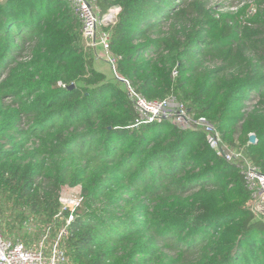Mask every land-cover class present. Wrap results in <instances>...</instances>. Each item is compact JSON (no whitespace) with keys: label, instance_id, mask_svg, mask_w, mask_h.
Masks as SVG:
<instances>
[{"label":"trees","instance_id":"trees-1","mask_svg":"<svg viewBox=\"0 0 264 264\" xmlns=\"http://www.w3.org/2000/svg\"><path fill=\"white\" fill-rule=\"evenodd\" d=\"M255 1L237 13L211 0L99 4L121 8L111 47L138 91L175 95L264 173V0ZM137 116L94 66L67 0H0V192L15 209L53 220L62 188L81 185L72 264H264V215L240 168L202 131L133 126Z\"/></svg>","mask_w":264,"mask_h":264},{"label":"built area","instance_id":"built-area-1","mask_svg":"<svg viewBox=\"0 0 264 264\" xmlns=\"http://www.w3.org/2000/svg\"><path fill=\"white\" fill-rule=\"evenodd\" d=\"M67 2L82 23V34L87 51L96 59H104L107 62L110 68L108 79L119 82L134 105L138 116L133 126L169 121L183 128L202 131L219 156L240 168L246 185L252 192L254 205L264 195V173L252 161L245 148L236 149L231 146L214 123L204 116L194 117L188 105L175 95L149 100L138 91L129 78L120 72L121 57L112 51V32L108 26L115 23L121 8L114 7L103 13L99 0H67ZM174 75H177L176 70ZM83 198L81 185L67 190L62 188L59 194V216L64 212H69V215L55 235L48 231L34 244H27L19 238L7 237L0 227V264H72L67 252L66 240L76 210L82 205Z\"/></svg>","mask_w":264,"mask_h":264},{"label":"rangeland","instance_id":"rangeland-1","mask_svg":"<svg viewBox=\"0 0 264 264\" xmlns=\"http://www.w3.org/2000/svg\"><path fill=\"white\" fill-rule=\"evenodd\" d=\"M249 4L252 7L257 8L255 0H211V5L220 12L232 10L234 13H237L241 8ZM246 17L247 16L244 17V22ZM99 62H95L93 59L95 67H104L107 65V70L110 69L104 59H101ZM102 64L105 65L103 66ZM10 97L11 96L7 95L6 99ZM10 111L11 109H8V112ZM40 144L41 140L37 137H33L29 145L35 146ZM234 148L238 149L239 147L235 146ZM73 187L75 186L65 185L63 189L67 190ZM80 209L82 208L79 206L76 212ZM65 218L64 213L60 216L58 213L53 220H48L47 215L44 213L34 214L29 210L15 209L13 202L8 195L0 192V227H2L3 233L7 237L13 239L19 238L27 244H34L48 231H50L52 235H55L58 232L59 227L64 225Z\"/></svg>","mask_w":264,"mask_h":264},{"label":"water","instance_id":"water-1","mask_svg":"<svg viewBox=\"0 0 264 264\" xmlns=\"http://www.w3.org/2000/svg\"><path fill=\"white\" fill-rule=\"evenodd\" d=\"M250 142H257V135L255 133H252L250 135ZM254 209L257 213L264 215V195L258 201H256V203L254 204Z\"/></svg>","mask_w":264,"mask_h":264},{"label":"crops","instance_id":"crops-1","mask_svg":"<svg viewBox=\"0 0 264 264\" xmlns=\"http://www.w3.org/2000/svg\"><path fill=\"white\" fill-rule=\"evenodd\" d=\"M93 57V59L95 60V62H99L100 60H98V59H96L95 58V56H92ZM100 63V62H99ZM103 66L105 65V64H102ZM95 66V65H94ZM97 69H99L100 71H102V72H104L105 73V75L106 76H108L109 74H110V69L109 70H107L108 68H107V65L106 66H104V67H96ZM107 70V71H106ZM107 79H108V77H107ZM109 80V79H108Z\"/></svg>","mask_w":264,"mask_h":264}]
</instances>
